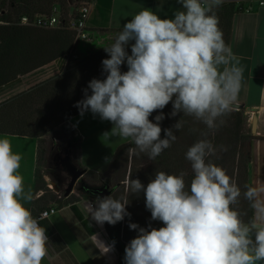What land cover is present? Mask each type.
Masks as SVG:
<instances>
[{
	"label": "clouds",
	"instance_id": "1",
	"mask_svg": "<svg viewBox=\"0 0 264 264\" xmlns=\"http://www.w3.org/2000/svg\"><path fill=\"white\" fill-rule=\"evenodd\" d=\"M182 10L174 18L161 19L144 8L124 24L115 42L104 50L105 79H92L85 98L75 105L81 117L86 111L114 126L108 136L130 139L139 153L155 160L176 140L164 129L162 110L170 102L173 111L193 116L208 128L231 109L243 79L238 57L225 44L214 9L225 0H178ZM130 41L131 54L126 51ZM126 62L128 70L121 71ZM91 89V94H88ZM179 120L173 127L182 128ZM214 151L200 140L185 156L194 177L186 185L185 173L157 171L147 186L129 179L132 194L144 193L151 219L164 227L150 230L130 223L139 234L125 248V264H260L264 262V185L247 187L244 199L254 210L246 223L234 207L241 190L225 170L206 157ZM136 153V154H139ZM22 156L13 152L11 141L0 138V264H42L48 236L25 206L32 199L19 172ZM128 202L112 196L88 202L93 220L115 225L130 216ZM111 246H105V252Z\"/></svg>",
	"mask_w": 264,
	"mask_h": 264
},
{
	"label": "trees",
	"instance_id": "2",
	"mask_svg": "<svg viewBox=\"0 0 264 264\" xmlns=\"http://www.w3.org/2000/svg\"><path fill=\"white\" fill-rule=\"evenodd\" d=\"M56 5L67 7L66 0H0V89L14 83L20 78L33 73L61 58L69 57L74 52L75 36L68 29L43 30L35 27L22 26L18 24L23 16L34 18L36 15H50ZM219 18V28L223 33L225 44L230 46L232 19L234 15L241 12V9L234 3H223L219 8L214 9ZM130 41L126 46V51L131 54ZM110 58L106 51L96 53L75 64L68 65L64 72L45 80L44 82L4 101L0 104V135H11L19 137H28L40 140L38 148V165L36 171L35 195L44 192L40 197L35 198L32 207H27L32 211L33 217L47 210L49 206L58 205L59 207L73 204L79 199L67 197L66 202H61L60 198L47 190V183L39 171L42 163V138L52 129L61 126L73 131L69 122L80 115L79 109L75 106L78 101L85 98L84 90L92 79L103 80L107 73L104 72L102 60ZM128 70L126 62L121 65V71ZM91 94V89H88ZM237 106H231L236 108ZM234 112L231 109L221 115L216 120V127L208 128L202 121L193 116L178 113L175 117L170 116L173 111L170 102L162 110L154 111L149 119L155 123V116L163 112L165 118L160 122L162 128L161 139L166 138L164 129H172L176 132H188L192 136L201 135L203 140L211 143L214 151L206 157V162L214 163L227 171L226 174L236 183L241 190L240 201L235 208H239L242 219L248 223L254 218V210L250 203L244 199L243 193L247 187H252L249 181V164L251 162V144L254 137L251 133H244L247 117L245 109ZM182 121V128L176 130L173 126ZM175 142V141H174ZM171 146L165 149L159 157L155 158L158 170L168 174L179 175L184 172L186 185L190 184L194 173L191 169V163L186 159L184 150H177ZM77 142L71 145H76ZM133 143V142H132ZM131 143V144H132ZM81 140L77 143V152L75 159L79 161ZM131 145H125L119 150L120 155L128 154ZM135 154V156H134ZM127 156V157H128ZM135 157V159H134ZM132 162L126 163V171L129 170V179H135L140 176L143 183L146 176L143 170H134L137 166L136 153H133ZM188 165V167L186 166ZM80 168V166H79ZM190 170V172H187ZM232 170L234 172H232ZM90 178L96 179L98 183L91 185L88 183ZM97 172H88L85 179L87 188L97 189L103 187L106 183L112 184V188L125 187L127 173L123 179H119L113 184L111 178L103 179ZM100 187V188H101ZM84 199L95 202L97 197L84 190H79ZM130 191V189H129ZM116 192V190H115ZM114 192V193H115ZM52 194L54 197L50 196ZM58 195V194H57ZM114 195V194H113ZM112 195V196H113ZM121 200L123 198L114 197ZM145 198L133 208L134 221L140 228L150 230L151 212L145 206ZM130 218L126 215L122 221L115 225L104 223L107 234L119 253V264H125V248L130 241L139 234L138 229H130ZM151 227L154 228V226Z\"/></svg>",
	"mask_w": 264,
	"mask_h": 264
},
{
	"label": "crops",
	"instance_id": "3",
	"mask_svg": "<svg viewBox=\"0 0 264 264\" xmlns=\"http://www.w3.org/2000/svg\"><path fill=\"white\" fill-rule=\"evenodd\" d=\"M92 1L87 26L94 39L100 33L111 36L120 33L124 24L144 8L156 12L161 19L174 18V13L182 10L178 0ZM254 5L258 7L257 3ZM229 48L238 57L243 68L241 87L232 105L245 109L247 133L254 137L251 144L249 181L252 187H257L264 185V7L257 8L255 12L241 11L234 15ZM66 64L67 58H61L20 78L17 83L1 88L0 104L59 74ZM253 123H256L255 134ZM69 125L81 140L78 166L86 172L85 177L88 172H97L103 179L113 180L120 170L119 150L132 141L112 136L111 133L104 136V133L111 132L114 125L110 121L101 120L99 115L94 116L90 110L82 117L78 115L73 118ZM5 137L11 141L13 152L22 156L19 172L24 178L25 191L32 196L30 201L24 203L31 208L35 198L42 195L40 192L35 195L40 140L0 135V138ZM88 183L98 184L94 178H90ZM88 202L91 201L81 198L66 206H49L48 209L54 207L58 212L40 221V226L48 236L47 254L42 264H119V253L112 244L105 225L98 224L87 212ZM105 246H111L107 253H104Z\"/></svg>",
	"mask_w": 264,
	"mask_h": 264
},
{
	"label": "rangeland",
	"instance_id": "4",
	"mask_svg": "<svg viewBox=\"0 0 264 264\" xmlns=\"http://www.w3.org/2000/svg\"><path fill=\"white\" fill-rule=\"evenodd\" d=\"M118 34L119 33H115L114 35L111 36L110 34L100 33V34H96V37H95L96 39H94V37L92 36L91 37L92 39H90L91 41L89 40V41L83 42L81 45H79L75 49L74 53L76 54L77 57H71L72 54L69 55L70 58L67 57V64L65 68L68 65L75 64L76 62H79L83 60L84 58H87L91 55L105 51L104 48L110 47L115 42V39L118 36ZM65 68L61 70L59 74L57 75L62 74ZM50 78H52V76ZM17 94H20V93H17ZM12 97H10V99ZM231 110L234 112L240 111L238 107L233 108V109L231 108ZM243 130H244V133L247 134L246 127H244ZM174 134L176 135V140L174 142L175 149L184 150L182 151L184 153H186L189 147L192 146L194 143H196L197 141L203 140L201 135H198V137L192 136L188 132H179V133L176 132ZM79 141H80V138L76 137L75 133L72 130L67 129V126L66 127L58 126L50 130L45 135L41 143V149H42L43 154H42V163L40 165L41 167L39 171L41 172L44 180L47 183V190H49L50 192H53L52 194L57 196L58 200L62 198L60 200L61 202L67 201L68 196L66 197V190L68 189V186L70 185L72 181L71 174L64 168L62 162L69 159L77 169H80L78 166V160L75 159V154L77 152V143ZM75 142H77L76 145L72 146L71 144ZM130 145H131V149H135L134 143L132 144L130 143ZM163 152H166V151L164 150ZM133 153H139V149H136L135 152L130 150L129 156L127 153L120 155V162H121L120 170H119V174L113 177V184H115V182L119 180L120 178L123 179L125 176V173H127V179H126L127 181H126L125 187H121L120 189L116 188L115 189L116 192L112 196L113 198L114 197L123 198L124 202H128L126 206V210L128 213H130V216H128V218H130L129 220L131 223H133L134 221L133 208L135 207V205L138 204V201H141V197L145 198L143 192L139 194H132V192L129 191V184H128L129 170L126 171L125 166L127 162L129 163V165L132 162ZM136 160H137V166L134 170H143V174L146 176L145 179L147 180L141 183L145 185L146 187L147 184L152 179H154L156 172L160 170H158V168L156 167L155 160L149 159V156L147 153L136 154ZM186 166L188 167V165ZM100 171L106 172V170H100ZM227 171L231 172L230 170H225V172ZM234 171L232 170V172ZM187 172H190V170H187ZM135 179L140 180V176L137 175ZM79 182L80 180L76 184L74 191L69 195V197L75 198V199L82 198L80 195V191L78 189ZM97 183H102V182L97 181ZM52 184H54L53 189L50 188ZM110 186L113 187L112 184H110ZM40 193L43 194L44 192H40ZM52 194H50V196L54 197ZM236 209L239 211V208H236ZM150 221H151L152 226H154V228L159 229L160 227H164V224L161 221H154L151 218H150Z\"/></svg>",
	"mask_w": 264,
	"mask_h": 264
},
{
	"label": "built area",
	"instance_id": "5",
	"mask_svg": "<svg viewBox=\"0 0 264 264\" xmlns=\"http://www.w3.org/2000/svg\"><path fill=\"white\" fill-rule=\"evenodd\" d=\"M67 7L56 5L50 15H36L34 18L23 16L18 24L22 26L35 27L43 30L68 29L74 33L75 49L83 42L91 39V33L88 29L87 22L91 15L93 1L92 0H66ZM227 3H234L241 11L255 12L257 8L264 7V0H226ZM254 3L258 4L255 7ZM0 24H4L0 22ZM71 57H77L73 52ZM70 58V56H69ZM69 61V60H68ZM58 210L54 207L39 213L36 218L40 225V221L48 219Z\"/></svg>",
	"mask_w": 264,
	"mask_h": 264
},
{
	"label": "water",
	"instance_id": "6",
	"mask_svg": "<svg viewBox=\"0 0 264 264\" xmlns=\"http://www.w3.org/2000/svg\"><path fill=\"white\" fill-rule=\"evenodd\" d=\"M252 128H253V133L255 134L256 123H253ZM62 163H63L64 168L72 176V181L70 185L68 186V189L66 190V196H69L74 191L75 186L78 183V181L81 180L85 176L86 172L84 170L77 169L69 159L65 160ZM83 190H85L89 194L96 196L97 198L112 196L115 192V188H112L108 183H106L105 186L98 188V189L87 188L84 186Z\"/></svg>",
	"mask_w": 264,
	"mask_h": 264
},
{
	"label": "flooded vegetation",
	"instance_id": "7",
	"mask_svg": "<svg viewBox=\"0 0 264 264\" xmlns=\"http://www.w3.org/2000/svg\"><path fill=\"white\" fill-rule=\"evenodd\" d=\"M84 178L86 179V177L84 176V177L80 180V182H79V185H78V186H79V188H78L79 190H80V189L83 190V187L85 186V182H86V181H85ZM85 187H86V186H85ZM100 187H101V186H99L98 188H100ZM98 188H97V189H98ZM84 191H85V190H84ZM85 192H86V191H85ZM91 195H92V194H91Z\"/></svg>",
	"mask_w": 264,
	"mask_h": 264
},
{
	"label": "bare ground",
	"instance_id": "8",
	"mask_svg": "<svg viewBox=\"0 0 264 264\" xmlns=\"http://www.w3.org/2000/svg\"><path fill=\"white\" fill-rule=\"evenodd\" d=\"M53 186H54V184H52V186H50V188L53 189L54 188Z\"/></svg>",
	"mask_w": 264,
	"mask_h": 264
}]
</instances>
